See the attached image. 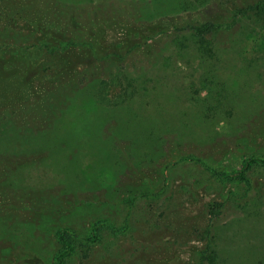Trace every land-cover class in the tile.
Masks as SVG:
<instances>
[{
    "label": "rangeland",
    "instance_id": "1",
    "mask_svg": "<svg viewBox=\"0 0 264 264\" xmlns=\"http://www.w3.org/2000/svg\"><path fill=\"white\" fill-rule=\"evenodd\" d=\"M258 1L0 0V264H264Z\"/></svg>",
    "mask_w": 264,
    "mask_h": 264
},
{
    "label": "trees",
    "instance_id": "2",
    "mask_svg": "<svg viewBox=\"0 0 264 264\" xmlns=\"http://www.w3.org/2000/svg\"><path fill=\"white\" fill-rule=\"evenodd\" d=\"M123 11L125 12V10H123ZM237 14L241 15L242 17H245V16H247L249 18L255 17L258 20H260L262 24H264V0H259L258 2L254 3V4H248V5H243V6L238 7ZM212 15H214V14H212ZM133 18L136 19L134 16H133ZM74 19L77 20L76 18H74ZM119 21L121 22L123 20L119 19ZM216 23L217 22H214V21L206 22L205 23L206 26L204 29H202L201 27L194 26L193 24H189L184 29H181V30L178 29V31H181V32L185 31L188 35H190L194 38L200 39L201 42H199V44H200L199 49L205 55L204 58L207 59V61H211V62L212 61L216 62L218 57L213 55L215 53H213V54L209 53V52H211V43H210L211 41L206 40L205 37L212 30L216 29L215 28ZM161 28H163V27H161ZM164 28H166V27H164ZM154 32H155V29L152 26H151V28L147 27L145 29V31L139 32L138 40H135V41L132 40L136 43L133 45L132 51L136 50L139 47V44L141 43V41H144L145 37L149 36L150 38H152L151 34H153ZM207 55H209V56H207ZM138 78L140 79L141 75ZM136 88H137V84H136ZM262 162H264V161L257 159V158H251V159L246 160V162L242 166V169L235 174L236 178L241 180V181H247L248 182V179L246 176V171L249 169H253L256 165H258ZM215 222H216L215 218H212L210 223H209V226L207 228L206 236L208 238V242H207L206 250L202 252L201 257H200L201 264H220L219 263L220 253L218 250V245L215 243V236H214ZM102 231H103V229L101 227L95 228L93 231V235H95L94 239H96ZM59 238H60V244L62 245V249H61V252L56 257V264H65L67 258L69 256H71L72 253H74L75 246L73 245L72 241L70 240V235H69V232L67 230H60L59 231Z\"/></svg>",
    "mask_w": 264,
    "mask_h": 264
}]
</instances>
